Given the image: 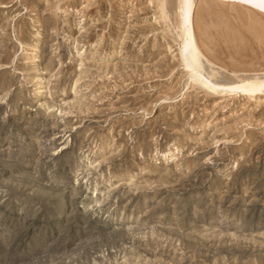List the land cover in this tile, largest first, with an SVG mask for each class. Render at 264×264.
<instances>
[{"label": "rangeland", "instance_id": "374dc122", "mask_svg": "<svg viewBox=\"0 0 264 264\" xmlns=\"http://www.w3.org/2000/svg\"><path fill=\"white\" fill-rule=\"evenodd\" d=\"M179 3L0 0V264H264V11L195 0L213 93Z\"/></svg>", "mask_w": 264, "mask_h": 264}, {"label": "bare ground", "instance_id": "6f19581e", "mask_svg": "<svg viewBox=\"0 0 264 264\" xmlns=\"http://www.w3.org/2000/svg\"><path fill=\"white\" fill-rule=\"evenodd\" d=\"M178 1H180V3H179L180 7L178 6V8H179L178 9L179 10V16L178 17H180V19H181V22L179 21L180 23H178V24H180L179 25V28L181 31L180 35H181V38L183 40L182 41L183 46L181 48V52L183 55L182 58L184 60L185 67H186V69L189 70V73H190L189 75H190L192 80H194L198 84H201L203 87L212 91L213 93L214 92L216 93L219 88L215 84H213L209 80V78L207 79V77H210V76H208L206 74V69H205L204 63H201V61H202L201 58L203 59L204 57H203L199 47L197 46V43L195 40L194 28H193V22H192V10H193L195 0H178ZM220 1H223V2L224 1L225 2L226 1H233V2H239L241 4H246V3L241 2V0H220ZM246 5H249V4H246ZM249 6L260 10V8L264 5H261L260 0H255V3L252 5H249ZM196 64H199L200 66L196 67ZM243 87L246 88V90L240 91V90H236V89H226L223 91L224 92H230L231 95L243 92L246 96H250V97L252 96V94H254L256 92V90L264 93V81L244 82V83H242V85L239 86V88H243Z\"/></svg>", "mask_w": 264, "mask_h": 264}, {"label": "snow or ice", "instance_id": "6c2138e0", "mask_svg": "<svg viewBox=\"0 0 264 264\" xmlns=\"http://www.w3.org/2000/svg\"><path fill=\"white\" fill-rule=\"evenodd\" d=\"M241 2L252 5L255 3V0H241ZM261 5H264V0H260ZM261 11H264V6L260 8Z\"/></svg>", "mask_w": 264, "mask_h": 264}]
</instances>
